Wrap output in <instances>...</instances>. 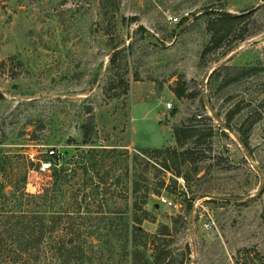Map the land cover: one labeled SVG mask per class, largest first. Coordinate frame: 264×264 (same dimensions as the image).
Wrapping results in <instances>:
<instances>
[{
    "label": "rangeland",
    "instance_id": "374dc122",
    "mask_svg": "<svg viewBox=\"0 0 264 264\" xmlns=\"http://www.w3.org/2000/svg\"><path fill=\"white\" fill-rule=\"evenodd\" d=\"M223 12L240 18L219 20L211 41L207 24ZM177 126L192 134L182 146ZM91 146L134 162L137 195L114 208L145 194L135 241L149 235L146 254L264 264V0H0V182L26 171L25 190L37 192L48 155L71 148L60 159L71 166ZM164 147L188 151L179 176L178 159L166 170L164 153L139 152ZM111 242L105 264H125L121 239Z\"/></svg>",
    "mask_w": 264,
    "mask_h": 264
},
{
    "label": "trees",
    "instance_id": "16d2710c",
    "mask_svg": "<svg viewBox=\"0 0 264 264\" xmlns=\"http://www.w3.org/2000/svg\"><path fill=\"white\" fill-rule=\"evenodd\" d=\"M224 18L231 21L240 16L223 12L219 18L208 22L211 41L219 40L216 25L220 20L222 26ZM222 27L224 29L226 24ZM226 124L231 127L229 122ZM81 128L86 144L92 125L86 122ZM189 132L186 126L175 127L174 136L179 146L183 145L185 138H192ZM238 133L241 143L248 146L246 138ZM139 152L164 153L161 165L166 170L173 169L167 156L178 159L176 170L172 172L177 176L181 174L180 165L188 160L187 150L177 151L170 147L146 148ZM65 155L50 154L45 158L51 170L50 181L37 192L25 190L26 171L7 179V184L0 182V264H105L112 259L113 255L109 256L107 252L113 253L109 252V247L113 246L111 241L114 238L121 239L119 246L125 264H169V251L161 250L160 256L155 251L146 254L150 248L146 232L143 244L138 245L135 241L137 231H143L138 223L147 213L143 208L145 194L135 196L124 210L114 208L113 198L127 199L129 193L137 195L138 192L136 180L128 179L129 171L134 170L135 165L133 162L130 166L127 151L91 146L71 166L60 163ZM123 160L124 165L118 174L114 168ZM107 162L114 166H109V171L104 173L114 172L110 183L105 185L104 173L100 174V171ZM123 175L127 176L128 182L118 186Z\"/></svg>",
    "mask_w": 264,
    "mask_h": 264
},
{
    "label": "built area",
    "instance_id": "2783aa9c",
    "mask_svg": "<svg viewBox=\"0 0 264 264\" xmlns=\"http://www.w3.org/2000/svg\"><path fill=\"white\" fill-rule=\"evenodd\" d=\"M50 153H54V151L51 150ZM45 166H49V163L48 162L43 163V166H41L40 169L44 170ZM161 201H162V203H164V204H166L168 206H175V204L171 200H168V199H166L164 197L161 198Z\"/></svg>",
    "mask_w": 264,
    "mask_h": 264
},
{
    "label": "water",
    "instance_id": "95a60500",
    "mask_svg": "<svg viewBox=\"0 0 264 264\" xmlns=\"http://www.w3.org/2000/svg\"><path fill=\"white\" fill-rule=\"evenodd\" d=\"M223 124V126H225L226 128H229L228 126H227V124H225V123H222ZM73 152V149H71V148H66V147H62L61 149H60V154L61 155H65V153H67V154H71Z\"/></svg>",
    "mask_w": 264,
    "mask_h": 264
}]
</instances>
